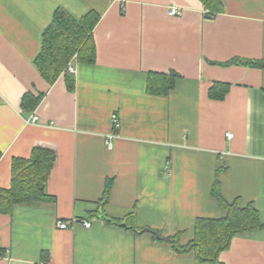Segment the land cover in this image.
Listing matches in <instances>:
<instances>
[{"label": "crops", "instance_id": "crops-1", "mask_svg": "<svg viewBox=\"0 0 264 264\" xmlns=\"http://www.w3.org/2000/svg\"><path fill=\"white\" fill-rule=\"evenodd\" d=\"M222 3L207 19L200 0H0V189L11 186L14 159L36 147L57 156L48 196L0 214V264H199L157 238L179 233L186 245L198 218L226 216L213 194L219 171L224 201L260 218L220 260L264 264V68L224 65L264 61V0ZM58 8L100 16L95 62L68 65L74 92L65 74L50 85L35 66ZM172 71L181 78L167 96L148 92L150 73ZM215 83L228 85L223 100L209 97ZM28 92L44 98L25 115ZM33 114L38 124L27 123ZM100 214L132 216L130 226L159 237ZM73 218L92 226L58 229Z\"/></svg>", "mask_w": 264, "mask_h": 264}, {"label": "trees", "instance_id": "trees-1", "mask_svg": "<svg viewBox=\"0 0 264 264\" xmlns=\"http://www.w3.org/2000/svg\"><path fill=\"white\" fill-rule=\"evenodd\" d=\"M200 1L207 19H213L224 12L222 0ZM99 21L100 16L94 11L86 14L81 20L75 19L64 8L55 11L51 24L43 34L42 50L35 60L36 68L50 85H54L60 76L65 74L68 90L75 91L76 78L68 72V65L74 56H77L79 63L95 62L96 45L93 32ZM224 65L264 68V61L235 58ZM180 78L174 71L169 74L150 73L147 90L152 95L167 96ZM227 87L226 84L215 83L209 91V97L213 100H223L228 92ZM43 98L42 93L38 95L26 93L21 100L22 112L25 115L32 114ZM1 157L0 152V159ZM56 161L57 156L53 151L40 147L34 148L28 159H14L11 186L8 189H0V214H11L15 205L46 198L48 195L45 188ZM219 174L220 171L213 187V194L226 209V216L219 219L198 218L195 223L194 239L186 245L179 242V233L175 236L157 238L171 244L174 251L179 254H194L199 264H224L220 260V255L230 249L233 239L238 234L247 233L260 226L258 211L253 206L241 208L236 203L228 204L224 201L220 192ZM112 187L113 179H108L104 190V202L108 201ZM101 217L110 224L125 226L137 233L154 234V231L147 228L130 226L129 219L132 216L110 220L103 215Z\"/></svg>", "mask_w": 264, "mask_h": 264}, {"label": "built area", "instance_id": "built-area-1", "mask_svg": "<svg viewBox=\"0 0 264 264\" xmlns=\"http://www.w3.org/2000/svg\"><path fill=\"white\" fill-rule=\"evenodd\" d=\"M182 13H183L182 10H178V9H171L170 10L171 16H181ZM70 71L73 73V69L70 68ZM113 121H114L115 127L117 128L119 126V118L116 115L113 117ZM27 123L28 124H38L39 123V117L37 115L33 114L27 120ZM228 137H232V134H228ZM109 145L111 146L112 144L109 143ZM77 223H82L86 229H89L92 226V223L89 220H86V219L80 220L79 218H73L69 222H63V221L58 222L57 227L60 230H65V229H68V228L76 225Z\"/></svg>", "mask_w": 264, "mask_h": 264}, {"label": "water", "instance_id": "water-1", "mask_svg": "<svg viewBox=\"0 0 264 264\" xmlns=\"http://www.w3.org/2000/svg\"><path fill=\"white\" fill-rule=\"evenodd\" d=\"M154 234H155L157 237H159V233H157V232H154Z\"/></svg>", "mask_w": 264, "mask_h": 264}]
</instances>
